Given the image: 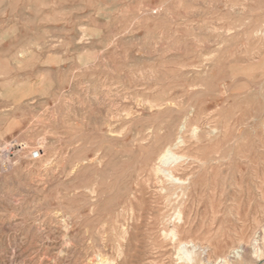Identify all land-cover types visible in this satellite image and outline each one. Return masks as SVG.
<instances>
[{"label":"rangeland","instance_id":"obj_1","mask_svg":"<svg viewBox=\"0 0 264 264\" xmlns=\"http://www.w3.org/2000/svg\"><path fill=\"white\" fill-rule=\"evenodd\" d=\"M0 147V264H264V0H0Z\"/></svg>","mask_w":264,"mask_h":264},{"label":"bare ground","instance_id":"obj_2","mask_svg":"<svg viewBox=\"0 0 264 264\" xmlns=\"http://www.w3.org/2000/svg\"><path fill=\"white\" fill-rule=\"evenodd\" d=\"M80 61V60H79ZM82 63H83V61H82ZM88 63V62H87ZM82 65V64H81ZM249 70V69H248ZM253 71V70H252ZM249 75V74H248ZM169 104H170V102H169ZM83 125V124H82ZM186 128H187V125L186 124H184V125H182L181 126V128H180V131H182V133H179L178 135H177V137L175 138V140L173 141V143H172V139H170L167 143H166V145H165V149L160 153V155L158 156V160H157V162L154 164V173H155V175L156 176H161V177H163V178H165V179H167L168 181H170V183L171 182H173V183H175L174 185H176V183H178V184H180V185H182V186H184V185H186V183H185V180H183L182 178H179V177H176V175H175V169L173 168V166H171V167H169V168H167L168 166L166 165L167 164V162L169 161L170 162V158L173 156V155H175L174 153H173V155L172 156H170L169 155V153H171L172 152V149L173 148H175V147H178V146H183L185 143H186V139H185V136L183 135L184 134V132H185V130H186ZM196 132V131H195ZM194 132V133H195ZM82 135V134H81ZM93 137V136H92ZM91 137V138H92ZM80 139V138H79ZM39 141V140H38ZM11 142H13V141H11ZM87 142V141H86ZM9 143H10V141H9ZM88 144V143H87ZM90 144V143H89ZM5 147H6V155L8 156V159L7 160H9V157L10 156H15L18 152H21V150H23L24 148H26V146H27V144L25 143V145H24V143H18V142H15V143H10V144H8L7 143V145H4ZM85 146H87V145H85ZM3 147V146H2ZM2 147H0V148H2ZM81 147V146H80ZM84 148V147H83ZM4 151V150H3ZM1 152V151H0ZM5 152V151H4ZM2 155H3V153H2ZM82 155V154H81ZM80 156V155H79ZM83 156V155H82ZM6 157V156H5ZM76 157H78V156H76ZM177 157V156H176ZM186 157V156H185ZM7 158V157H6ZM80 158V157H79ZM174 159H175V157H173ZM178 158V157H177ZM179 158H180V155H179ZM183 158V157H182ZM5 159V158H4ZM78 158H76V160H77ZM95 159V158H94ZM170 159V160H169ZM173 159V160H174ZM79 160V159H78ZM86 159L85 158H81L80 159V161H85ZM180 160H181V158H180ZM5 161H6V159H5ZM99 161V160H98ZM176 161V160H175ZM4 162V161H3ZM168 162V164L170 165V163ZM12 163V162H11ZM96 163V162H95ZM176 163V162H175ZM177 163H180L179 161L177 162ZM1 164V163H0ZM4 164V168L7 170V169H9L10 167H11V164H10V162L9 161H6V162H4V163H2L1 165H3ZM97 164V163H96ZM85 165H86V163H85ZM93 165H94V163H93ZM3 167V166H2ZM82 167V166H81ZM92 167V166H91ZM3 169V168H2ZM91 169V168H90ZM89 169V170H90ZM82 172V171H81ZM78 173V172H77ZM84 173H85V171H84ZM79 176H80V174H79ZM81 178V177H80ZM87 180H90V179H88V178H86ZM187 182V181H186ZM88 183V182H87ZM80 184H82L81 182H80ZM79 184V185H80ZM83 184H85V183H83ZM82 184V185H83ZM93 184V183H92ZM91 184V185H92ZM81 185V186H82ZM173 185V186H174ZM87 186V185H86ZM172 186V185H171ZM80 187V186H79ZM83 187V186H82ZM186 187V186H185ZM88 188H89V186H88ZM183 187H181V189H182ZM187 188V187H186ZM79 189V188H78ZM80 189H81V187H80ZM80 189H79V191H80ZM175 189V188H174ZM180 190V189H179ZM184 190V189H183ZM129 191V190H128ZM166 191V190H165ZM92 192H94V190H92ZM168 192V191H167ZM173 192V191H172ZM96 193V192H95ZM52 194V193H51ZM80 194V193H79ZM82 194V193H81ZM92 194H94V193H91V196H92ZM83 195V194H82ZM88 195V194H87ZM89 197V196H88ZM84 198H85V196H84ZM90 198V197H89ZM86 199V198H85ZM88 199V198H87ZM84 200V199H83ZM90 201V200H89ZM168 201V200H167ZM87 202V201H86ZM93 202V201H92ZM82 205V204H81ZM84 205H85V203H84ZM79 207V206H78ZM82 209V208H81ZM84 215V214H83ZM178 217L179 218H182V212L181 211H179L178 212ZM79 216H80V214H79ZM68 218H69V216H68ZM82 218V217H81ZM66 219V218H65ZM78 219V218H77ZM94 220V219H93ZM88 221V220H87ZM241 241H243V240H241ZM261 241V240H260ZM253 243H254V241H253ZM257 243V242H256ZM185 246L184 247H187L186 246V244H184ZM260 245V244H259ZM243 247V249H245L244 247H246V246H242ZM190 248H192V247H189V249ZM188 249V248H187ZM259 249V248H258ZM186 250V249H185ZM241 250H242V248H241ZM191 251L192 250H190V252L188 253V254H190L191 253ZM237 252H238V250H236ZM252 251V250H251ZM240 250H239V254H240ZM243 252V251H242ZM257 252H258V250H257ZM194 253V252H193ZM192 254V253H191ZM238 254V253H237ZM195 255V254H194ZM193 255V256H194ZM230 256V255H229ZM191 257V256H190ZM228 258H230V257H228ZM192 259V258H191ZM224 262V261H223Z\"/></svg>","mask_w":264,"mask_h":264}]
</instances>
